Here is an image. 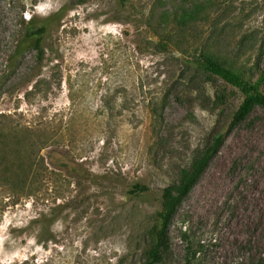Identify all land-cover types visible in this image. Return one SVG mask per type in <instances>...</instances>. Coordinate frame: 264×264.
I'll return each mask as SVG.
<instances>
[{
	"label": "rangeland",
	"instance_id": "rangeland-1",
	"mask_svg": "<svg viewBox=\"0 0 264 264\" xmlns=\"http://www.w3.org/2000/svg\"><path fill=\"white\" fill-rule=\"evenodd\" d=\"M30 19L50 21L42 59L15 57ZM263 51L264 0H0V264H142L164 188L243 100L188 61L208 52L258 78ZM35 150L16 194L5 167ZM169 237L160 264H264L261 107Z\"/></svg>",
	"mask_w": 264,
	"mask_h": 264
},
{
	"label": "trees",
	"instance_id": "trees-1",
	"mask_svg": "<svg viewBox=\"0 0 264 264\" xmlns=\"http://www.w3.org/2000/svg\"><path fill=\"white\" fill-rule=\"evenodd\" d=\"M49 27V20L39 22L30 19L25 23L23 35L16 46L15 57L28 49L35 48L39 53V59H42L44 55L43 42ZM262 53L264 55V51ZM188 64L197 71L219 77L239 89L243 94V100L233 113L228 130L215 133L206 147L195 156L190 166L181 171L179 180L164 188L162 192V209L158 213L156 224L148 230L149 243L142 264H160L164 261L171 250L169 234L172 221L179 207L191 193L211 160L219 153L228 133L245 121L256 107H261L264 110V91L261 86L264 82V69L259 70L260 75L258 78L249 77L244 71L234 68L208 52H202L198 58L188 61ZM24 129L28 130V127ZM18 151L20 155L22 150ZM28 153L30 154H27L25 159L5 167L4 174L9 175L7 182L10 184L11 191L16 194L22 191V186L27 183L30 172L34 170L33 167L37 166L35 161L37 155L39 157L38 151ZM148 190V186L136 183L131 193H143Z\"/></svg>",
	"mask_w": 264,
	"mask_h": 264
}]
</instances>
